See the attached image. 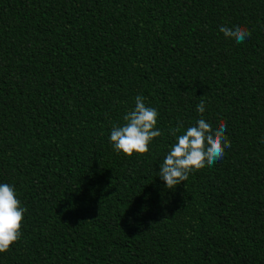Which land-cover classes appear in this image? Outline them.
Here are the masks:
<instances>
[{"label": "trees", "instance_id": "16d2710c", "mask_svg": "<svg viewBox=\"0 0 264 264\" xmlns=\"http://www.w3.org/2000/svg\"><path fill=\"white\" fill-rule=\"evenodd\" d=\"M137 95L163 135L129 157ZM201 96L231 147L167 189ZM4 183L27 211L0 264H264V0H0Z\"/></svg>", "mask_w": 264, "mask_h": 264}, {"label": "clouds", "instance_id": "9594fccd", "mask_svg": "<svg viewBox=\"0 0 264 264\" xmlns=\"http://www.w3.org/2000/svg\"><path fill=\"white\" fill-rule=\"evenodd\" d=\"M219 30L226 38L237 43L243 42L251 35L247 27L241 25H222ZM196 110L200 118L186 130L181 131L183 125L180 123L168 129L169 135L174 137L176 142L170 146L158 172L167 189L176 188L181 182H185L193 170L212 166L216 161L223 159L225 149L231 147V142L225 135L226 123L220 122L213 128L204 118L206 106L203 96ZM158 116L157 109L147 107L145 97L137 95L134 108L123 116L124 123L113 125L111 128L109 141L113 150L129 157L133 153H147L154 138L163 135L156 127ZM26 211L25 207H21L14 186L0 184V253L7 252L21 238L22 221Z\"/></svg>", "mask_w": 264, "mask_h": 264}]
</instances>
